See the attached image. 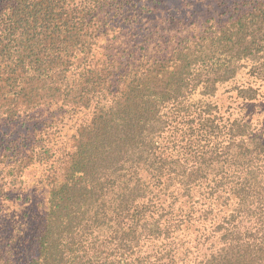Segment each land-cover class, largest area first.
Wrapping results in <instances>:
<instances>
[{
    "label": "trees",
    "instance_id": "obj_1",
    "mask_svg": "<svg viewBox=\"0 0 264 264\" xmlns=\"http://www.w3.org/2000/svg\"><path fill=\"white\" fill-rule=\"evenodd\" d=\"M168 3L0 0V264L30 170L46 197L25 264H141L146 242L166 264H264V130L202 100L264 84V0L179 42L151 23Z\"/></svg>",
    "mask_w": 264,
    "mask_h": 264
},
{
    "label": "rangeland",
    "instance_id": "obj_2",
    "mask_svg": "<svg viewBox=\"0 0 264 264\" xmlns=\"http://www.w3.org/2000/svg\"><path fill=\"white\" fill-rule=\"evenodd\" d=\"M239 0H170L165 9L159 13V16H164L156 21H151L152 25H169L173 32V39L175 42L181 41L184 36L180 37L179 33L192 29L194 27H200L209 20L211 17H216L226 8H233L234 4ZM167 18L169 20L167 21ZM206 25V24H205ZM208 26V25H206ZM179 32V33H178ZM252 79H249L247 75L241 73L237 78L225 85H222L217 90V93L212 98H203L202 100L206 102L215 103L221 115L225 118L239 119L242 122L248 123L252 128L257 130H264V84L259 86L261 83H251ZM251 83V87L260 88L258 91V96L255 100L244 101L237 98L236 88L246 87ZM199 99L194 97L193 100ZM7 132V128L0 124V135H4ZM40 170H30L23 176L25 180V185L28 189L22 194L12 196L16 199V203L20 206L22 214L24 216L28 215L26 220H21L17 216L13 219V222H18L23 224L25 228H21V235L18 238L19 245H11L13 249V260L14 264H25L23 258L27 256L29 243V238L33 236L36 232V227L41 224V217L45 209V192L39 183L42 180ZM194 205V204H193ZM195 207V205H194ZM198 210V206L195 207ZM180 217L173 218V221L180 220ZM9 220H5L4 217L0 218V236L4 238L14 237L11 231L4 227V223ZM8 247V248H9ZM173 247L168 245L167 247H162L160 244H153L146 242L142 247L141 251L137 253L136 257L140 258L141 264H166V260H159L163 255H171V250ZM145 258H147L145 260Z\"/></svg>",
    "mask_w": 264,
    "mask_h": 264
}]
</instances>
